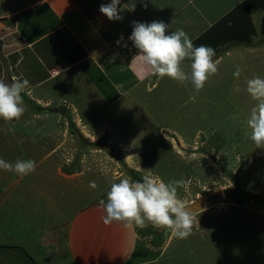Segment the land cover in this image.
<instances>
[{"label": "rangeland", "instance_id": "rangeland-1", "mask_svg": "<svg viewBox=\"0 0 264 264\" xmlns=\"http://www.w3.org/2000/svg\"><path fill=\"white\" fill-rule=\"evenodd\" d=\"M260 11L253 10L255 36L249 45H222L213 58L218 73L199 92L188 82L152 74L138 83L133 80L131 88L124 86L125 91L109 102L116 97L110 87L104 89V97L94 87L86 89L90 86L86 77L79 75L78 81L77 75L69 79L64 75L49 82L52 90L38 88L24 94L41 101L24 98L27 110L19 120L0 119V158L32 159L37 167L24 177L0 169V241L5 228L14 223L16 241H21L32 228L69 220L61 235L73 230L76 241L82 238L78 249L85 251L86 241L88 248L92 243L104 244L105 259H97V264H264V204L260 202L264 149L256 148L246 124L256 103L246 91V81L264 77ZM190 63L186 59L181 67L190 71ZM0 75L2 79L1 61ZM62 77L66 86H60ZM106 78V74L103 82L99 78L101 87ZM68 103L72 106L67 108ZM57 167L61 174L73 177H60ZM37 170L48 177L42 180L44 187L38 183L37 189L53 201L40 200L41 193L31 187ZM148 172L166 183L189 182L187 188L178 189L187 205L221 190L195 214L187 239H177L171 230L151 224L141 229L103 223L104 212L98 205L100 199L107 201L110 185L121 178L139 180ZM91 181L97 184L95 189L89 186ZM52 204L57 213L48 211ZM74 260V255H67L64 263L54 264H75Z\"/></svg>", "mask_w": 264, "mask_h": 264}, {"label": "crops", "instance_id": "crops-1", "mask_svg": "<svg viewBox=\"0 0 264 264\" xmlns=\"http://www.w3.org/2000/svg\"><path fill=\"white\" fill-rule=\"evenodd\" d=\"M244 1L121 0L119 7L123 19L110 21L99 11L100 5L107 4L110 0H0V22L4 25V29L0 31L3 42L2 54L11 79L18 77L29 80L30 88L27 93H32L38 88L52 90L49 82L57 76L65 75V78L69 79L70 75H77L76 80L80 81V75L86 77L90 83V86H86L87 90L94 87V90L100 91L104 96V89L110 87L116 93V97L109 101L113 102L121 92L125 91L124 86L132 87L135 82L147 80L152 75L142 70L139 61L133 59L138 53V49L129 40L133 21L151 23L154 20H162L169 25L166 34L183 29L192 41H195ZM249 1L252 3L249 12L252 25L253 10L259 8L263 10L259 15L261 24L264 18V0ZM244 15V11L238 12L234 16L236 22L228 19L226 24L218 26L210 33L220 36L227 30L232 32L233 27L237 29L240 24L237 18L239 22L241 19L242 23L246 22ZM238 32L246 34L245 29L239 28ZM224 36L231 40V33ZM254 36L255 28L254 34L248 41L233 40L227 43L234 42L237 46L240 44L248 46L247 43H250ZM224 49L225 47L222 48ZM105 74L106 82L101 87L99 82H103ZM96 78L98 83H95ZM66 81L62 77L60 86H66ZM24 98L36 103L41 101L36 95L29 98L24 96ZM45 98L49 101L55 100L50 96ZM64 102L65 100L62 99V104ZM71 106V103L66 104L67 108ZM52 115L46 114V116ZM56 171L62 178L73 177V174H61L59 167ZM45 175L37 170L31 177L30 182L33 183L31 187L41 193L40 200L53 201L52 196H43L44 192L37 189L38 183L44 187L42 180L48 178ZM52 205L53 207L48 208V211L51 214L57 213V208ZM69 223V220L56 221L55 226L43 224L39 228H32L27 233L29 237L20 238L21 241H16L19 238L16 223L11 224L7 229L5 228L6 233L0 241V264H47L48 262L54 264V261L64 263L67 255L69 257L74 255L75 264H90V262L97 264V259L104 260L103 253L106 252L104 244L95 247L92 243V247L88 248L86 241V244H82L85 250L83 251L81 246L78 249V243L80 245L82 238H77L76 241L73 230L66 236L61 235L63 228ZM102 228L106 230V226ZM102 228L99 227L101 230ZM81 229L80 232L85 235V230L82 227ZM71 243H73L72 249Z\"/></svg>", "mask_w": 264, "mask_h": 264}, {"label": "clouds", "instance_id": "clouds-1", "mask_svg": "<svg viewBox=\"0 0 264 264\" xmlns=\"http://www.w3.org/2000/svg\"><path fill=\"white\" fill-rule=\"evenodd\" d=\"M121 0H110L100 5L99 11L110 21H119ZM129 40L138 53L133 57L139 61L142 70L160 78L168 77L180 83L188 82L196 92L204 88L210 76L218 73L216 55L211 46L201 44L195 46L192 39L183 29L166 34L169 25L162 20L151 23L132 22ZM189 60L190 71L181 65ZM239 76V70L234 73ZM30 88L28 79L13 77L6 81L0 79V119L4 121L19 120L27 110L24 94ZM236 86V91H239ZM246 91L255 106L251 108L246 124L250 131V139L256 148L264 149V77L256 75L246 81ZM36 161L17 159L9 162L0 158V169L14 172L20 177L35 172ZM187 181L164 180L151 172L139 180L130 177L113 182L107 191V201L99 200V207L104 215L101 219L105 225L121 223L125 228L135 226L145 228L149 224L158 229L171 230L177 239H187L192 234L195 211H191L185 201L178 195V189L187 188ZM89 186L97 187L94 181Z\"/></svg>", "mask_w": 264, "mask_h": 264}, {"label": "trees", "instance_id": "trees-1", "mask_svg": "<svg viewBox=\"0 0 264 264\" xmlns=\"http://www.w3.org/2000/svg\"><path fill=\"white\" fill-rule=\"evenodd\" d=\"M251 5L252 3H250L249 0H245L242 4H240L235 10H233L227 17L223 18L221 21H219L217 24H215L214 26L211 27V29H209L207 32H205L203 35H201L199 38H197L195 41H193L195 46H199L201 44L207 45V46H211L212 48L215 49V52L217 53V50L224 45V43L229 42V41H233V40H237V41H248L249 37L251 35L254 34V28L253 25L250 21V17H249V12L251 9ZM244 11L245 15H244V20L246 21L245 23H242V19L239 22V19L237 18V22L240 23L237 26V29H235V27H233L232 32H229V30L222 32L220 34V36H217L212 32V30H214L215 28H217L218 26H223L224 24H226L227 20L230 19L233 22H236V20H234V16L236 14H238V12ZM245 29V33L246 34H240V32H238V29ZM260 29L261 32L264 34V18L261 21V25H260ZM237 31V34H235ZM231 33V37L229 39H227V37H225L224 35H229ZM234 33V34H233ZM260 202H262L264 204V196L263 198L260 200Z\"/></svg>", "mask_w": 264, "mask_h": 264}, {"label": "water", "instance_id": "water-1", "mask_svg": "<svg viewBox=\"0 0 264 264\" xmlns=\"http://www.w3.org/2000/svg\"><path fill=\"white\" fill-rule=\"evenodd\" d=\"M3 29H4V25L3 23L0 22V31ZM2 46H3V42L0 38V61L3 66L2 79L10 82L12 79L9 76L8 66L4 58V55L2 54ZM221 193L222 192L219 189L212 190L208 192L204 197L198 198L195 202L189 204L188 206L191 207V211H195V213H197L201 210V208L203 207V205H205L206 202H208L213 197L220 196Z\"/></svg>", "mask_w": 264, "mask_h": 264}, {"label": "built area", "instance_id": "built-area-1", "mask_svg": "<svg viewBox=\"0 0 264 264\" xmlns=\"http://www.w3.org/2000/svg\"><path fill=\"white\" fill-rule=\"evenodd\" d=\"M117 44H118V42H117Z\"/></svg>", "mask_w": 264, "mask_h": 264}]
</instances>
